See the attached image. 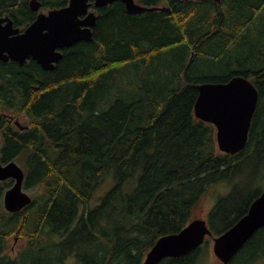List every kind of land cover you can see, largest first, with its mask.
<instances>
[{
    "label": "trees",
    "instance_id": "trees-1",
    "mask_svg": "<svg viewBox=\"0 0 264 264\" xmlns=\"http://www.w3.org/2000/svg\"><path fill=\"white\" fill-rule=\"evenodd\" d=\"M38 1L43 10L68 3ZM227 1L137 0L169 9L138 14L115 1L97 9L93 39L63 49L54 69L0 62L1 159L23 156L24 187L36 190L32 203L10 212L3 197L13 180L0 185V264H60L71 255L82 264H142L160 237L207 212L201 202L219 184L229 188L206 215L215 234L248 212L264 189L245 192L264 177V58L228 76L220 65L264 0H235L218 19ZM30 2L0 0V17L25 28L38 14ZM235 75L249 78L260 100L246 147L226 153L194 109L200 83ZM22 116L24 130L15 123ZM108 178L113 187L88 207ZM10 239L21 245L15 255ZM202 249L159 264H201ZM263 258L264 227L227 264Z\"/></svg>",
    "mask_w": 264,
    "mask_h": 264
},
{
    "label": "water",
    "instance_id": "water-1",
    "mask_svg": "<svg viewBox=\"0 0 264 264\" xmlns=\"http://www.w3.org/2000/svg\"><path fill=\"white\" fill-rule=\"evenodd\" d=\"M115 1L124 3L131 14L169 10L167 6L141 5L136 0H69L65 6L45 12L40 10L41 2L31 0V8L40 11L36 19L23 30L15 25L9 15L0 17V62L15 61L23 65L33 59L46 70L54 69L63 57L62 49L82 40L93 39L98 18L95 9ZM212 1L220 3L222 0ZM193 56L192 53L190 60ZM198 89L195 115L215 125L219 149L226 153H238L244 149L260 100L256 85L243 75H235L227 82L200 83ZM2 163L0 155V185L8 178L15 179L13 186L5 192L4 206L8 211L16 212L30 204L32 196L24 190V169L16 161L5 165ZM263 227L264 190L241 219L214 237L215 254L224 263L229 262L250 237ZM208 235H213V231L207 220L197 218L180 232L160 237L147 253L143 264H159L167 257L184 256L199 248Z\"/></svg>",
    "mask_w": 264,
    "mask_h": 264
},
{
    "label": "rangeland",
    "instance_id": "rangeland-1",
    "mask_svg": "<svg viewBox=\"0 0 264 264\" xmlns=\"http://www.w3.org/2000/svg\"><path fill=\"white\" fill-rule=\"evenodd\" d=\"M235 0H229L222 6V15H219L218 19H222L226 14L230 13V9L233 6ZM204 12H210L209 6H203ZM217 20V19H216ZM246 37L240 38L236 40L230 47V53L225 57V59L221 63V68L224 70L221 72V75L228 76L234 70H238L239 68H249L251 67L253 60L256 58H264V11L259 15L256 22H254L250 27H248L246 31ZM222 43H219L220 45ZM161 80L165 81L164 77H160ZM141 83V80H140ZM160 85H158L159 87ZM21 121L24 125L28 122L27 117H22ZM24 157H20L17 162L24 168L23 159ZM22 161V162H21ZM116 180L113 181L115 183ZM112 181L108 178L103 184L98 186L95 191L91 201L88 204V207H94L99 203V197L108 192L113 186H111ZM114 185V184H113ZM111 186V187H110ZM228 184H219L215 188H211L209 191V197H205L201 205L205 207L206 213H200L202 218H206L208 211L212 208L217 197L221 195V193L226 192L228 190ZM245 188L246 194H249V198L255 195L257 192H260L264 188V177L261 179H257L254 183H249ZM26 190V189H25ZM30 195L34 196L36 190L28 189L26 190ZM216 197V199H214ZM203 209V208H202ZM213 238L208 237L205 243L202 245L203 258L201 264H222L220 259L215 255L213 250ZM20 244H16L13 239H10L8 244L7 252L11 255H15L19 248ZM60 264H82L81 261L71 255L68 257L63 263ZM254 264H264V258L255 262Z\"/></svg>",
    "mask_w": 264,
    "mask_h": 264
},
{
    "label": "flooded vegetation",
    "instance_id": "flooded-vegetation-1",
    "mask_svg": "<svg viewBox=\"0 0 264 264\" xmlns=\"http://www.w3.org/2000/svg\"><path fill=\"white\" fill-rule=\"evenodd\" d=\"M0 155H1V153H0ZM2 157V156H1ZM2 160V159H1ZM3 162V161H2Z\"/></svg>",
    "mask_w": 264,
    "mask_h": 264
}]
</instances>
